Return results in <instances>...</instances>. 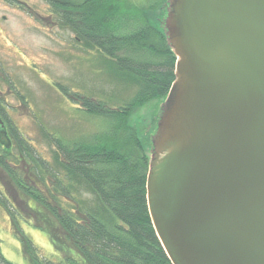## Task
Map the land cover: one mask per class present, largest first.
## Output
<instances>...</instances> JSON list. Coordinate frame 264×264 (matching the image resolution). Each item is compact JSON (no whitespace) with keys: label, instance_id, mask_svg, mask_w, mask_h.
<instances>
[{"label":"water","instance_id":"water-1","mask_svg":"<svg viewBox=\"0 0 264 264\" xmlns=\"http://www.w3.org/2000/svg\"><path fill=\"white\" fill-rule=\"evenodd\" d=\"M164 23L177 62L151 138L155 230L173 264H264V0H168Z\"/></svg>","mask_w":264,"mask_h":264},{"label":"trees","instance_id":"trees-1","mask_svg":"<svg viewBox=\"0 0 264 264\" xmlns=\"http://www.w3.org/2000/svg\"><path fill=\"white\" fill-rule=\"evenodd\" d=\"M49 3L82 48L98 53L109 82L134 89V94L120 99L114 87L99 97L76 91L78 99L70 96L74 104L102 119L104 126L72 140L52 137L51 159L11 121L0 95V116L9 138V144L0 140V205L11 218L26 264H173L148 206L151 154L129 124L138 107L167 98L175 80L177 58L167 41L165 19L159 26L151 24L148 10L154 6L126 7L120 0ZM28 213L50 236L59 259L45 257L23 230L21 221ZM0 264L17 263L0 247Z\"/></svg>","mask_w":264,"mask_h":264},{"label":"rangeland","instance_id":"rangeland-1","mask_svg":"<svg viewBox=\"0 0 264 264\" xmlns=\"http://www.w3.org/2000/svg\"><path fill=\"white\" fill-rule=\"evenodd\" d=\"M131 7L150 8L148 20L158 25L165 19L168 0H120ZM49 0H0V95L5 100L10 119L35 145L37 151L51 159L54 136L72 140L97 133L104 123L74 104L78 93H109L118 83H110L99 66L98 53L84 50L74 31L51 14ZM62 85V86H61ZM120 99H129L134 89L117 88ZM164 99L138 107L130 116L135 129L152 155L151 138ZM78 101V100H77ZM27 210L25 198L17 195ZM34 205L33 203H31ZM25 214L21 226L42 254L59 259L50 236L36 227L38 222ZM30 220L31 222H29ZM0 247L4 256L26 264L20 239L14 234L11 218L0 205Z\"/></svg>","mask_w":264,"mask_h":264},{"label":"flooded vegetation","instance_id":"flooded-vegetation-1","mask_svg":"<svg viewBox=\"0 0 264 264\" xmlns=\"http://www.w3.org/2000/svg\"><path fill=\"white\" fill-rule=\"evenodd\" d=\"M49 7H50V8H51V10H52V7H51V5H50ZM51 14H52V15H54V11H53V10H52Z\"/></svg>","mask_w":264,"mask_h":264}]
</instances>
